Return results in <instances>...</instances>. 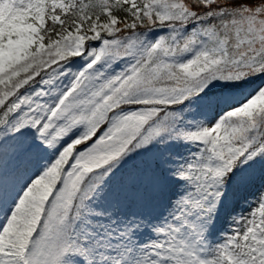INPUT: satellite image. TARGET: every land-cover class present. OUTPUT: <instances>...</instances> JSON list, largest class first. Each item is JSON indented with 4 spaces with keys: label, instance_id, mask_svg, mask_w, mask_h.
<instances>
[{
    "label": "snow or ice",
    "instance_id": "obj_1",
    "mask_svg": "<svg viewBox=\"0 0 264 264\" xmlns=\"http://www.w3.org/2000/svg\"><path fill=\"white\" fill-rule=\"evenodd\" d=\"M0 264H264V0H0Z\"/></svg>",
    "mask_w": 264,
    "mask_h": 264
},
{
    "label": "rangeland",
    "instance_id": "obj_2",
    "mask_svg": "<svg viewBox=\"0 0 264 264\" xmlns=\"http://www.w3.org/2000/svg\"><path fill=\"white\" fill-rule=\"evenodd\" d=\"M136 164H140V160H135L129 163L128 167L131 168L133 165ZM143 166V165H141ZM13 167V162L9 159H5L4 161V172L10 173ZM117 189L119 190L120 185H119V177H117ZM261 191V186L259 183H257L254 187H252L249 191V204L248 205H241L240 206V210H243L244 214L247 215L248 209L250 207L254 206V201L256 200V198L258 197L259 193ZM144 210H148V209H144Z\"/></svg>",
    "mask_w": 264,
    "mask_h": 264
}]
</instances>
